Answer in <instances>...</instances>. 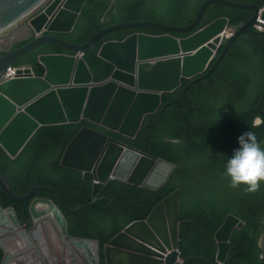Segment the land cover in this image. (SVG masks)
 Wrapping results in <instances>:
<instances>
[{
	"label": "water",
	"instance_id": "95a60500",
	"mask_svg": "<svg viewBox=\"0 0 264 264\" xmlns=\"http://www.w3.org/2000/svg\"><path fill=\"white\" fill-rule=\"evenodd\" d=\"M86 1L0 0V33L29 17L27 26L35 36L25 46L0 55V147L13 160L42 127L89 121L135 139L145 118L162 106L164 94L179 89L184 80H191L183 97L194 83L218 68L239 36L248 33L258 19L264 21V10L260 12L255 4L207 0L187 26L149 21L119 23L99 31L84 45H74L57 34L74 30ZM212 3L252 9L254 16L226 41V17L194 32ZM139 27L165 33L138 32L122 41L104 42L98 56L112 63L115 70L110 78L94 81L85 52L108 33ZM173 33L190 35L176 37ZM48 42L68 53L40 55L43 76L35 75L30 66H23L15 77L1 80L17 58ZM223 43L226 46L222 54L205 73ZM261 100L264 102V92ZM260 144L264 147V140ZM60 164L81 170L84 179L95 185L118 179L151 190L162 187L176 168L172 161L141 152L91 127H83L77 133ZM0 188L15 202H29L36 193L48 190L68 210L78 211L85 206H67L57 191L46 185L34 186L26 195L18 196L1 170ZM98 199L94 196L92 203ZM180 201L181 190L177 188L158 202L145 219L125 226L105 246L106 264H223L231 249L233 231L245 222L233 213L226 215L215 232L217 252L213 260L185 257L179 242L187 239L193 221L180 219ZM29 216L20 221L13 207L0 205V248L4 253L1 264H102L100 241L72 236L62 208L53 199L31 200Z\"/></svg>",
	"mask_w": 264,
	"mask_h": 264
},
{
	"label": "trees",
	"instance_id": "16d2710c",
	"mask_svg": "<svg viewBox=\"0 0 264 264\" xmlns=\"http://www.w3.org/2000/svg\"><path fill=\"white\" fill-rule=\"evenodd\" d=\"M207 0H87L79 20L70 33L57 36L74 45H84L99 31L119 23L149 21L171 26L191 24L200 6ZM264 7V0H232ZM254 16L252 9L233 8L212 3L206 10L198 31L220 17L229 20V28L238 31ZM160 35L164 31L150 28H128L113 31L101 38L84 54L94 81L110 78L115 66L98 56L101 45L109 40H124L133 33ZM176 37L190 34L173 33ZM35 38L18 41L10 51L19 49ZM223 44L209 69L219 59ZM6 52H2L0 55ZM68 53L48 42L17 58L13 67L30 66L37 76L44 75L38 57L42 54ZM191 80L162 97L159 110L145 118L138 136L129 139L89 121L42 127L21 155L13 160L0 147V170L7 176L12 192L24 196L34 186L54 188L67 206L59 204L55 194L45 190L37 197L53 199L62 208L74 237L98 240L102 264H106L105 246L129 223L145 219L153 207L172 193L181 190L180 219H192L186 240L179 242L185 257L199 256L213 260L217 252L215 232L228 213L244 222L231 236V249L224 264H264V182L259 191L246 193L245 185L229 187L227 160L239 148L238 138L254 131L257 140H264V124L250 128L256 115L264 117V33L252 28L232 44L218 68L207 78L194 83L184 94ZM83 127H91L125 142L127 145L176 164L169 180L151 190L114 179L107 184L84 179L81 170L60 164L63 153ZM94 196L98 201L92 203ZM29 202H15L0 188V205L13 207L20 221L29 216ZM4 253L0 248V264ZM193 264V263H190Z\"/></svg>",
	"mask_w": 264,
	"mask_h": 264
},
{
	"label": "clouds",
	"instance_id": "9594fccd",
	"mask_svg": "<svg viewBox=\"0 0 264 264\" xmlns=\"http://www.w3.org/2000/svg\"><path fill=\"white\" fill-rule=\"evenodd\" d=\"M262 10H264V7L261 8L260 12H262ZM258 27H261L262 30ZM253 28L264 33V21L258 19V23ZM234 32V30L229 28L228 32H225L223 35L224 40H229L233 36ZM209 68L205 73L210 70ZM262 124H264V117L256 115L251 122L250 128H258ZM238 142L239 148L234 150L231 158L227 160L225 175L230 179L229 187L238 188L240 185H245L246 193H255L259 191L261 183L264 182V147H262L258 142L257 135L252 130L242 134L238 138ZM263 235L264 233L262 236ZM262 236L260 238V243L264 241V237L262 238Z\"/></svg>",
	"mask_w": 264,
	"mask_h": 264
},
{
	"label": "rangeland",
	"instance_id": "374dc122",
	"mask_svg": "<svg viewBox=\"0 0 264 264\" xmlns=\"http://www.w3.org/2000/svg\"><path fill=\"white\" fill-rule=\"evenodd\" d=\"M28 19L29 17L23 19L0 34V54L10 51L12 45L33 35L31 28L27 26Z\"/></svg>",
	"mask_w": 264,
	"mask_h": 264
},
{
	"label": "built area",
	"instance_id": "2783aa9c",
	"mask_svg": "<svg viewBox=\"0 0 264 264\" xmlns=\"http://www.w3.org/2000/svg\"><path fill=\"white\" fill-rule=\"evenodd\" d=\"M260 30H262L261 27H258ZM3 33V32H2ZM1 34V33H0ZM19 68L18 67H10L7 69L6 73L4 74V76L2 77V80H8L12 77L16 76V72Z\"/></svg>",
	"mask_w": 264,
	"mask_h": 264
}]
</instances>
